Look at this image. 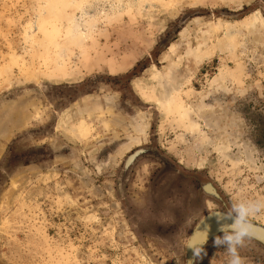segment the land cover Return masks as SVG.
Instances as JSON below:
<instances>
[{
  "label": "rangeland",
  "instance_id": "1",
  "mask_svg": "<svg viewBox=\"0 0 264 264\" xmlns=\"http://www.w3.org/2000/svg\"><path fill=\"white\" fill-rule=\"evenodd\" d=\"M149 146L228 208L264 199V0H0V264H184L214 204L149 161L122 198Z\"/></svg>",
  "mask_w": 264,
  "mask_h": 264
},
{
  "label": "flooded vegetation",
  "instance_id": "2",
  "mask_svg": "<svg viewBox=\"0 0 264 264\" xmlns=\"http://www.w3.org/2000/svg\"><path fill=\"white\" fill-rule=\"evenodd\" d=\"M26 138H29L28 135ZM45 154H47L46 150H43V152L30 150L26 154L20 155L14 160H18L20 162L24 161L25 164H28L35 157L42 158ZM145 161H149L154 164L156 169L154 172L155 175L151 180L153 187L162 181L164 177H169V175L174 174L176 178L175 182L188 181L191 183V191L194 194L193 202L197 205V207H206L207 204L202 200V198L214 204V209L204 212L197 218L188 231L187 239L184 245V264H200L199 262L207 256V253H209L210 249L213 247L214 236L222 235V232L219 231L221 225L231 222L230 220H224L225 223L217 225L216 222L221 219L213 213L217 210L226 211L228 206L222 200L221 196L211 183L203 180V178H200L197 175L185 176L180 173L177 168L166 157H164L162 153L159 152L157 148L152 146L138 148L132 151L131 154L125 158L117 176V188L118 191H120L122 198L125 199L126 197L129 201L130 197L127 194L128 185L131 183V178L137 171L136 169L138 167H142L143 165L145 166V164H143ZM210 222L211 224H209ZM258 228L260 230L257 231L256 236L250 241L264 250V238H261V234L264 233V228L260 226H258ZM192 234L200 235L198 242L200 246L196 249L188 250L187 248L191 244L189 241Z\"/></svg>",
  "mask_w": 264,
  "mask_h": 264
},
{
  "label": "clouds",
  "instance_id": "3",
  "mask_svg": "<svg viewBox=\"0 0 264 264\" xmlns=\"http://www.w3.org/2000/svg\"><path fill=\"white\" fill-rule=\"evenodd\" d=\"M213 214L222 221H231L221 225L219 231L222 235L214 236L213 246L226 250L230 257L228 264H244L238 249L246 246V243L256 236L259 228L254 220L264 214V199L233 200L226 211L217 210Z\"/></svg>",
  "mask_w": 264,
  "mask_h": 264
},
{
  "label": "water",
  "instance_id": "4",
  "mask_svg": "<svg viewBox=\"0 0 264 264\" xmlns=\"http://www.w3.org/2000/svg\"><path fill=\"white\" fill-rule=\"evenodd\" d=\"M231 223V222H230ZM211 224V222L209 223ZM219 228V227H218ZM199 236L198 234H192L191 239L189 241V243L191 242V244L189 245V247L187 248L188 250H193L196 249L200 246L199 242Z\"/></svg>",
  "mask_w": 264,
  "mask_h": 264
},
{
  "label": "bare ground",
  "instance_id": "5",
  "mask_svg": "<svg viewBox=\"0 0 264 264\" xmlns=\"http://www.w3.org/2000/svg\"><path fill=\"white\" fill-rule=\"evenodd\" d=\"M222 223H225V222L222 221V220H219V221L216 222L217 225H221ZM259 230H260V229H259ZM259 230H258V231H259Z\"/></svg>",
  "mask_w": 264,
  "mask_h": 264
},
{
  "label": "snow or ice",
  "instance_id": "6",
  "mask_svg": "<svg viewBox=\"0 0 264 264\" xmlns=\"http://www.w3.org/2000/svg\"><path fill=\"white\" fill-rule=\"evenodd\" d=\"M261 238H264V233L261 234Z\"/></svg>",
  "mask_w": 264,
  "mask_h": 264
}]
</instances>
